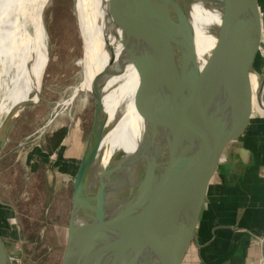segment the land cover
<instances>
[{"label":"water","instance_id":"water-1","mask_svg":"<svg viewBox=\"0 0 264 264\" xmlns=\"http://www.w3.org/2000/svg\"><path fill=\"white\" fill-rule=\"evenodd\" d=\"M115 1L126 18L122 26L129 38H137L131 23L150 30L138 40L139 48L128 40L124 44L138 72L135 93L152 104L173 99L184 111L187 127L180 138L169 136L161 190L145 205L142 196L133 200L135 185L129 183L118 205L121 221L107 225L104 200L86 195L81 188L85 168L95 151L94 139L105 118L100 86L89 89L94 100L93 121L74 176L69 226L81 199L93 212L82 222L81 231L71 240L67 238L59 264H181L187 246L196 238L214 174L222 173L224 161L232 154L237 153L243 163L250 158L249 144L264 107V70L256 65L257 51L264 53V0H221L212 48L222 81L215 104L204 98L195 80L186 89L183 78L162 65L173 39V20L164 7L167 0ZM112 60L111 56L109 62ZM251 72L257 75L256 85ZM151 81L167 86L155 91L150 88ZM5 122L0 147L11 125ZM149 188L144 192L151 194ZM261 254L264 263V236ZM0 264H14L1 231Z\"/></svg>","mask_w":264,"mask_h":264},{"label":"bare ground","instance_id":"bare-ground-1","mask_svg":"<svg viewBox=\"0 0 264 264\" xmlns=\"http://www.w3.org/2000/svg\"><path fill=\"white\" fill-rule=\"evenodd\" d=\"M196 1H166L164 7L173 20V39L162 65L172 74L180 75L186 89L192 87L194 80L207 84V88L200 85L202 93L209 103L215 104L222 81L212 47L200 38L193 50L191 20ZM78 2L85 12L82 21L85 31L78 22L84 51V80L79 87H84L85 82L95 90L100 86L101 111L105 116L94 139L95 151L85 168L81 188L86 195L104 200L106 224L113 225L121 221L118 205L129 183L135 185L133 200L142 196L145 205L161 190L170 137L180 138L187 127L186 116L173 99L152 104L135 93L138 72L124 44L128 40L139 48L138 40L150 30L131 23L137 38H129L128 30L122 26L126 18L115 0ZM44 4L42 0H0V70L14 71L6 94L8 103L0 110L14 112L21 102L33 99L29 97L31 89H39L48 59L42 24ZM216 11L221 13L219 5ZM111 56L113 60L109 62ZM166 86L151 81L150 88L157 91ZM148 187L151 194L144 192ZM78 206L69 226V240L81 231L82 222L93 212L82 199Z\"/></svg>","mask_w":264,"mask_h":264},{"label":"rangeland","instance_id":"rangeland-1","mask_svg":"<svg viewBox=\"0 0 264 264\" xmlns=\"http://www.w3.org/2000/svg\"><path fill=\"white\" fill-rule=\"evenodd\" d=\"M77 1L42 0L48 59L39 89H31L33 99L21 102L14 112L0 110V132L4 119L11 123L0 147V231L14 264H59L68 238L74 176L94 113L93 87L86 82L79 87L84 51L78 22L85 31V12ZM220 4L196 1L193 50L200 38L213 48ZM256 57L257 67L264 70V53L257 51ZM7 70H0V107L8 103L14 74Z\"/></svg>","mask_w":264,"mask_h":264},{"label":"crops","instance_id":"crops-1","mask_svg":"<svg viewBox=\"0 0 264 264\" xmlns=\"http://www.w3.org/2000/svg\"><path fill=\"white\" fill-rule=\"evenodd\" d=\"M249 147L247 163L232 154L214 174L181 264H264V114Z\"/></svg>","mask_w":264,"mask_h":264}]
</instances>
